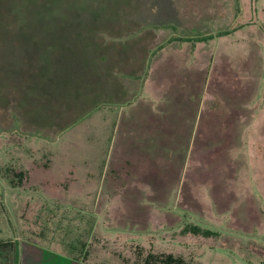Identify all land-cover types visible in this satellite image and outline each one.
Here are the masks:
<instances>
[{
    "label": "rangeland",
    "instance_id": "rangeland-1",
    "mask_svg": "<svg viewBox=\"0 0 264 264\" xmlns=\"http://www.w3.org/2000/svg\"><path fill=\"white\" fill-rule=\"evenodd\" d=\"M72 73L120 101L56 131L39 92ZM0 239L8 264H264V0H0Z\"/></svg>",
    "mask_w": 264,
    "mask_h": 264
},
{
    "label": "trees",
    "instance_id": "trees-1",
    "mask_svg": "<svg viewBox=\"0 0 264 264\" xmlns=\"http://www.w3.org/2000/svg\"><path fill=\"white\" fill-rule=\"evenodd\" d=\"M60 21H57V24L55 26L54 23L53 25H49L47 27V30L54 31L58 35L59 32L63 31H70L69 29L65 28L64 25H60ZM60 25V26H59ZM70 36V35H69ZM72 37V36H70ZM46 50H44V54L46 57L55 58V54L59 53V49L62 48L61 44L59 42H54L50 44H45ZM37 72H41V70H37ZM85 75L87 76V73L84 72ZM33 75V74H32ZM31 74H28V78L26 80V83L24 84H33V77ZM56 74H54L55 76ZM38 77V76H34ZM37 81V79H36ZM86 78L82 74H75L72 73L71 76H63L62 74H58L52 79H49L47 81V85L43 90H40L39 93L42 92L43 100L50 101V106L48 104L46 105H39V108L42 109L43 111L48 110L45 115L48 118L49 114V109L53 112L54 114L53 118L57 123H59L60 126H56L57 128L55 129L56 131L65 129L70 123L76 121L79 119V117L83 116L85 113L89 112L91 109H93L96 105L102 103V102H109V101H120L117 100L116 96L109 97V99L106 97L107 91H102L98 89L97 91H92V88L88 86V84L85 82ZM32 82V83H31ZM41 85V84H40ZM11 92H16L17 94L19 91H17L16 87L12 86L10 88ZM42 97V96H41ZM41 101H36V102H42ZM127 103V100H125ZM33 106V104H32ZM31 107V106H29ZM40 111V110H39ZM150 114L153 115L155 112L150 110ZM22 113L26 114H31L32 115V108L30 110L23 109ZM51 115H49V118ZM47 119V121L49 120ZM52 121V120H51ZM168 123V122H167ZM149 125V129H154L155 131L159 130L160 127L158 125V122L153 123V124H147ZM162 129V127H161ZM144 173V172H143ZM145 175L148 176V174L145 172ZM191 230H199L196 229V227L191 226ZM205 234H212L210 231H203ZM15 249V243L11 241H3L0 239V253L3 251H9ZM5 255L0 254V264H8L6 260L2 261V257ZM161 264H189L186 263L185 260L181 257H173L172 255H167L162 261H160Z\"/></svg>",
    "mask_w": 264,
    "mask_h": 264
}]
</instances>
